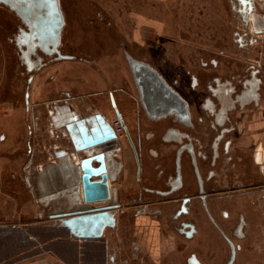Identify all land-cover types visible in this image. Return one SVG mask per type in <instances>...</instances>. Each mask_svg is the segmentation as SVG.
Returning <instances> with one entry per match:
<instances>
[{"label": "crops", "instance_id": "obj_1", "mask_svg": "<svg viewBox=\"0 0 264 264\" xmlns=\"http://www.w3.org/2000/svg\"><path fill=\"white\" fill-rule=\"evenodd\" d=\"M24 65L28 66V64ZM165 65L157 64L156 67L166 70ZM240 65L231 64L229 71L236 75L240 72ZM35 66L41 74L50 68L45 78L51 79L52 91L55 94L63 92L70 94L67 98L68 104H61L51 119L56 125L68 123L69 120L77 118L70 131L65 128L69 142L74 148L84 145L87 137L93 138L92 131L100 128L99 119L110 126L108 121L113 116L102 115L98 109L81 116L74 108L76 100L81 99L82 96L87 97V92H96L101 89L100 83L87 82V64L45 66L35 64ZM40 66L42 67L39 69ZM120 70L124 80L122 86L130 87L132 74L127 64H123ZM225 71L224 68L223 72L219 71V74H225ZM92 75L94 74L90 73L91 80ZM234 89L237 95L233 102L236 104H234V110L225 116L232 127L228 136L233 140L231 154L235 165L229 174H233L236 187L244 184L250 188L255 184L264 183V64H261L259 76H253L241 84L236 82ZM134 95L136 96L135 93ZM258 95L261 98L257 102ZM137 114L140 121L148 124L150 115L140 102ZM166 128L167 124L163 121L158 122L154 127L161 137L165 135ZM25 133L27 138L25 154L29 155L33 152L31 138H29L33 131L27 126ZM7 139L5 134L0 135L3 145L8 143ZM111 142L112 139L99 146ZM119 144L120 152L112 154H109L112 151L104 152L106 153L104 165L108 199L99 201L100 204L84 202L82 180L87 172L82 168L83 166L81 167V163L74 167V171H71L67 158L56 156V153L64 150L55 151V157L58 159L45 166V168L52 166L53 170L47 171L44 177L38 174L31 186L27 184V178H22L14 169L9 173H3L0 161V224H5L9 228L11 237L21 234L20 247L22 248L20 251H11L10 264H102V260L95 256V251L100 249V245L97 242H87L85 239L76 237L60 223V218L57 216L74 214L87 207L104 206L112 201L114 205L128 207L133 204L132 201L136 196L154 198L156 190L165 189L168 177L173 174L170 140H165L158 146L157 157L147 156L146 150L142 153L140 161L143 175L141 177H138L136 162L123 138L119 139ZM99 146L96 148L99 149ZM97 152L99 150L94 153ZM223 163L222 155H219L216 162L219 177L209 182L208 187L218 185L221 182V175L227 174L222 168ZM29 164L30 162L27 166ZM97 166V161H91L88 168L94 170ZM155 166H159V169L156 170ZM182 178L187 186L193 185L191 173L185 161L182 162ZM100 179L101 176L88 177L89 182H97ZM25 186L31 187V193L36 196L41 208L35 211L29 209L28 190ZM145 189H151L154 193H143ZM256 196L255 190L250 188L246 191L234 192L230 198L224 195L206 197V204L203 207L196 204V207L189 212V217H194L195 228V234L191 239L185 236L184 231L177 233L176 225L166 227L167 232L161 234L156 219L141 220L135 226V230L140 234L143 232L144 240L137 245V252L150 264H187L188 254L195 249L197 258L204 264H219L226 250L221 239L224 235L238 247L235 264H264V207H259L254 202ZM158 207H160L158 204L154 206L155 209ZM173 208L174 206H171V210ZM126 211H122L116 219L117 233L121 234L120 236L127 234ZM43 212L46 213V219H43ZM237 213L243 215L246 224L239 234L232 232ZM14 217L18 220H14ZM29 217L36 220L28 221ZM23 218L26 221H23ZM179 244H184L185 247L179 250ZM124 252L128 253L127 250Z\"/></svg>", "mask_w": 264, "mask_h": 264}, {"label": "flooded vegetation", "instance_id": "obj_2", "mask_svg": "<svg viewBox=\"0 0 264 264\" xmlns=\"http://www.w3.org/2000/svg\"><path fill=\"white\" fill-rule=\"evenodd\" d=\"M150 7L154 8L153 5ZM200 8L208 12L189 14L190 20L196 19V24L195 29H189L187 32L189 34L192 32L202 40V43L198 45H190L196 48V52L192 54V60L181 64H166V70L156 67L157 64H147L185 104V119L172 110L158 119L150 117L148 124H144L137 114L139 102L143 103L133 75H131V87L136 96L130 92V87L122 86L124 80L121 72H117V68L114 69L115 73L108 77L109 71L106 73L104 70L103 72L100 68L91 65L97 63L85 60V64L90 67V73L99 79L101 89L96 92H87V97L82 96V98L87 99V106H93L96 109L100 102L102 110L98 109V112L102 115L120 116L124 130L121 139L123 138L136 162L138 177L143 175L140 161L142 153L146 150L147 156L157 157L158 146L165 140L172 142L170 152L173 160V174L168 177L165 189L156 190V197L136 196L132 201L133 204L128 207L114 205L113 201L96 207L116 206L96 211L112 212L113 225L105 226L99 236L87 238V242H97L100 245V249L95 251V256L97 255L102 260V264H150L137 252V245L144 240V235L143 232L140 234L135 230V226L146 218L156 219L161 234L167 232L166 227L176 225L177 233L184 231L185 236L191 239L195 234V228L194 217H189V212L196 207V204L203 207L206 204V197L224 195L230 198L234 192L252 188L257 193V204L259 207H264V183L255 184L250 188L244 184L236 187L233 174H229L235 165L231 154L233 140L228 136L232 127L228 118L225 117L234 110V104H236L233 102L237 95L234 84L236 82L241 84L261 73V64H264V0H223L221 7L218 3L207 2L205 7ZM219 8H222L223 12H213ZM15 27L16 32L12 41L19 49L24 64H28L25 67L26 72L29 73L26 77V85L34 81L33 73L38 71L35 64L45 66L60 64L61 61L75 62V58L66 56L60 51V37L57 51L46 53L36 46L33 51L29 52L21 36V32L27 31V27L21 20L20 24ZM203 40L208 43H204ZM133 42L137 44L135 40ZM25 53L26 56L35 55V62L27 63L24 58ZM43 56L51 58L45 60ZM112 64L119 63L112 62ZM231 64H241L240 72L236 75L229 71ZM127 66L130 70L129 64ZM224 68L226 73L219 74V71L223 72ZM52 96L46 105H50L51 111L56 112L61 104H68L67 98L70 94L63 92ZM260 98L261 96L258 95L257 102ZM28 99L29 93L26 91L23 98L26 111H28ZM18 102V99L14 101L15 104ZM160 121L167 124L163 137L154 129ZM104 124L106 122L102 124V127L106 126ZM120 149L119 140L114 137L110 144L100 146L98 150L99 153L112 151L110 152L112 154L120 152ZM219 155H222L224 162L222 168L227 174L221 175V182L218 185L208 187L209 182L219 177V168L216 166ZM183 161L188 164L192 186L190 184L187 186L182 178ZM45 166L40 167L39 171L36 170V174L31 170H26V172L28 175H34L33 179H35ZM155 168L158 170L159 166ZM143 193H154V191L145 189ZM156 204L160 207L155 209ZM171 206H174L172 210ZM93 208L87 207V211ZM122 211L127 212L125 221L127 234L125 236L117 233L116 219ZM245 225L243 215L237 213L232 232L239 234ZM17 236V245L20 246L21 234L18 233ZM221 239L226 250L219 264H235L237 245L224 235ZM12 244L13 237H11L9 228L5 224H0V264H10ZM184 247V244L178 245L179 250ZM186 262L187 264H204L197 258L195 249L188 254Z\"/></svg>", "mask_w": 264, "mask_h": 264}, {"label": "rangeland", "instance_id": "obj_3", "mask_svg": "<svg viewBox=\"0 0 264 264\" xmlns=\"http://www.w3.org/2000/svg\"><path fill=\"white\" fill-rule=\"evenodd\" d=\"M58 1L63 19L60 51L75 58V62L61 61L60 64H85V60L93 61L97 63L91 64L93 67L100 68L103 72L105 70L106 73L109 71L108 77L115 73V68L118 73L121 72L120 67L126 64L125 54L151 64H181L192 60L196 48L190 45H198L202 40L192 32H187L189 29H195L196 24V19H189V14L208 12L200 10L207 2L218 3L220 7L223 3V0ZM151 5L154 8H151ZM213 12L223 10L219 8ZM18 24L20 20L14 12L0 4V135L5 134L8 138L6 145L0 141V161L3 173L14 169L22 178H27V184L31 186L34 175H28L26 170L36 174L38 167L55 162V151H66L65 157L71 171H74V167L79 165L83 158L94 154L98 148L73 149L65 127H61L64 124L53 123L51 118L55 112L51 111L50 105H46L55 94L52 91L51 79L45 78L50 68L47 72L45 70L44 74L34 72V81L29 85L25 84L29 73L25 70L19 49L12 41L16 32L15 26ZM203 42L208 43L204 40ZM43 57L45 60L51 58ZM27 59L35 62L36 57L29 55ZM89 69L87 65V82L99 83L95 75L90 79ZM129 86L130 92L134 93L131 82ZM26 91L29 93L28 112L23 104ZM17 99L19 102L15 104ZM97 105L98 109L102 110L100 102ZM74 108L81 116L96 110L93 106H87L86 98L76 100ZM27 126L33 131L29 136L33 152L29 155L25 154ZM28 162L30 165L27 167ZM25 188L28 190L29 209L35 211L41 208L36 196L31 193V187ZM256 198L257 196L254 202ZM43 219H46L44 212ZM14 220L18 219L14 217ZM31 220L36 219L29 217L28 221ZM23 221L26 220L23 218ZM14 236L16 235H13L12 251H20L22 247L15 244L18 242V236Z\"/></svg>", "mask_w": 264, "mask_h": 264}, {"label": "water", "instance_id": "obj_4", "mask_svg": "<svg viewBox=\"0 0 264 264\" xmlns=\"http://www.w3.org/2000/svg\"><path fill=\"white\" fill-rule=\"evenodd\" d=\"M0 4L6 6L25 24L27 31H22L21 36L27 45L28 51L31 52L38 46L46 53L57 51L59 37L63 27L62 14L60 12L58 0H0ZM21 43V41H19ZM24 58L28 61L26 53ZM127 64L133 75L134 82L139 90L143 106L153 119H158L165 114L175 110L183 119L186 118L185 104L177 95L163 82L161 77L151 69L144 61L134 59L125 54ZM118 116V115H117ZM120 117V116H119ZM77 118L71 119L68 123H63L67 130H71ZM100 128L92 131V137H87V142L75 147L76 150H83L90 147H98L101 143L115 137L113 129L108 124L102 127L104 120L99 119ZM100 147V146H99ZM66 151L56 153V156L65 157ZM110 154V152H109ZM106 153H94L83 158L80 163L85 169L87 175L83 177V196L84 202H99L108 199L106 190V175L104 157ZM97 161L98 166L94 170H89V162ZM53 170L52 166L44 167L39 172L40 176H46L47 171ZM101 176L97 182H89L88 177ZM79 185V184H78ZM78 191V187L76 188ZM102 207L93 208L87 211L82 209L74 214L58 215L60 223L76 237L85 239L92 236H99L105 226L113 225L112 212H96L99 209L114 208ZM87 212H89L87 214ZM70 218H65L67 216Z\"/></svg>", "mask_w": 264, "mask_h": 264}, {"label": "built area", "instance_id": "obj_5", "mask_svg": "<svg viewBox=\"0 0 264 264\" xmlns=\"http://www.w3.org/2000/svg\"><path fill=\"white\" fill-rule=\"evenodd\" d=\"M110 126L113 129L115 139L119 140L122 137L124 131L121 118L119 116H113V118L110 120ZM37 170L39 171L40 167H38Z\"/></svg>", "mask_w": 264, "mask_h": 264}, {"label": "bare ground", "instance_id": "obj_6", "mask_svg": "<svg viewBox=\"0 0 264 264\" xmlns=\"http://www.w3.org/2000/svg\"><path fill=\"white\" fill-rule=\"evenodd\" d=\"M65 123V122H64ZM108 123L110 124V121H108ZM74 149V148H73ZM97 153H99V152H97ZM78 160V159H77ZM74 162V161H73ZM99 203V202H98ZM106 203V202H105ZM100 204V203H99ZM98 205V204H97ZM99 206V205H98Z\"/></svg>", "mask_w": 264, "mask_h": 264}]
</instances>
